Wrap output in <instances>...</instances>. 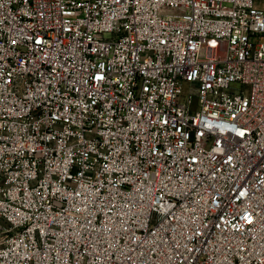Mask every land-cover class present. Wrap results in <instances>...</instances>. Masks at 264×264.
<instances>
[{"label": "built area", "instance_id": "1", "mask_svg": "<svg viewBox=\"0 0 264 264\" xmlns=\"http://www.w3.org/2000/svg\"><path fill=\"white\" fill-rule=\"evenodd\" d=\"M0 264H264V7L0 0Z\"/></svg>", "mask_w": 264, "mask_h": 264}, {"label": "crops", "instance_id": "2", "mask_svg": "<svg viewBox=\"0 0 264 264\" xmlns=\"http://www.w3.org/2000/svg\"><path fill=\"white\" fill-rule=\"evenodd\" d=\"M256 5L259 7H264V0H255Z\"/></svg>", "mask_w": 264, "mask_h": 264}]
</instances>
